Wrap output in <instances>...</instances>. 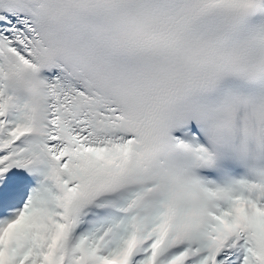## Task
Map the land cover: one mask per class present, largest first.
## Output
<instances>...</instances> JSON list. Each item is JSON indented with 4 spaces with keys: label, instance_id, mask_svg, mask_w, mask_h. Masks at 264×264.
Returning <instances> with one entry per match:
<instances>
[{
    "label": "snow or ice",
    "instance_id": "6c2138e0",
    "mask_svg": "<svg viewBox=\"0 0 264 264\" xmlns=\"http://www.w3.org/2000/svg\"><path fill=\"white\" fill-rule=\"evenodd\" d=\"M0 264H264V0H0Z\"/></svg>",
    "mask_w": 264,
    "mask_h": 264
}]
</instances>
